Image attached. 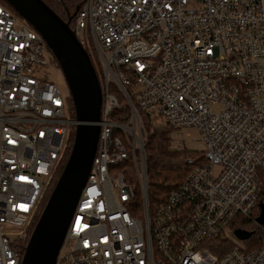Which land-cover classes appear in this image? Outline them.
Here are the masks:
<instances>
[{"label":"built area","instance_id":"built-area-1","mask_svg":"<svg viewBox=\"0 0 264 264\" xmlns=\"http://www.w3.org/2000/svg\"><path fill=\"white\" fill-rule=\"evenodd\" d=\"M72 30L99 80L100 130L55 264H264V240L254 251L233 243L219 258L204 246L234 234L229 224L249 216L260 194L264 0H83ZM52 59L0 4V264H20L18 244L74 129L67 97L46 78ZM124 107L127 121L114 122ZM144 116L171 135L194 129L206 162L151 218ZM131 164L142 219L130 212Z\"/></svg>","mask_w":264,"mask_h":264},{"label":"water","instance_id":"water-1","mask_svg":"<svg viewBox=\"0 0 264 264\" xmlns=\"http://www.w3.org/2000/svg\"><path fill=\"white\" fill-rule=\"evenodd\" d=\"M44 40L61 71L74 110L73 142L64 167L25 244L20 264H55L75 207L87 183L99 139L101 99L99 80L87 52L80 46L69 21L42 0H3ZM257 226H264V199ZM241 241L254 232L233 231Z\"/></svg>","mask_w":264,"mask_h":264},{"label":"trees","instance_id":"trees-1","mask_svg":"<svg viewBox=\"0 0 264 264\" xmlns=\"http://www.w3.org/2000/svg\"><path fill=\"white\" fill-rule=\"evenodd\" d=\"M49 9L53 10L55 14L63 21H69L70 27L73 29V20L76 14L79 12L83 0H42ZM0 4L7 8L12 14L18 16V14L10 8V6L0 0ZM19 17V16H18ZM52 65L55 66V61L52 59ZM56 67V66H55ZM121 100V99H120ZM68 109L70 110L71 117L74 118V110L72 109L70 99L67 100ZM122 112H115L113 114L114 122L127 121L129 112L126 107ZM145 125V170L147 178V207L149 208V217H152L154 208L167 199L170 191L178 188L187 178L188 174L197 167L205 165V159L203 153L200 150L190 149L185 147H172L173 140L171 138V130L160 123H153L149 121L147 117H142ZM73 142V130L70 134V140L66 147V154L63 161L60 163L56 173L51 178L44 198L38 203L36 213L33 217L32 226L28 228L26 232V238L33 231L35 222L39 218L44 205L49 197L51 190L56 184L63 165L69 155V150ZM125 170L126 181L132 184L134 200L132 202L131 214L142 219L143 217V197L140 191L138 180L135 176V169L133 164L127 165ZM260 181V194L257 200V206L251 212L249 216H235L229 224V230L251 231L254 235L246 242V251H254L261 247L264 240V226H257L256 219L259 215V203L264 199V171H259ZM19 245V253L22 255L25 247V242H21ZM204 246L209 248L211 253L216 257H221L227 254L234 248V244L228 236H218V238L207 240ZM202 246V247H204Z\"/></svg>","mask_w":264,"mask_h":264},{"label":"rangeland","instance_id":"rangeland-1","mask_svg":"<svg viewBox=\"0 0 264 264\" xmlns=\"http://www.w3.org/2000/svg\"><path fill=\"white\" fill-rule=\"evenodd\" d=\"M46 78L48 80L54 81L59 88L60 94L64 97H67L68 99V92L66 88L65 81H63V77L61 74V71L58 67H55L54 65H48L46 68ZM121 101V100H120ZM173 143L172 146L178 145L183 146L185 148H190V149H196V150H202V146L199 142V134L192 129V128H187L184 130H176L173 131ZM228 237L231 239L232 243H235L236 245L246 247V242L247 241H241L238 240L234 234L228 235ZM249 240V239H248Z\"/></svg>","mask_w":264,"mask_h":264}]
</instances>
